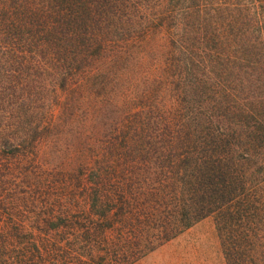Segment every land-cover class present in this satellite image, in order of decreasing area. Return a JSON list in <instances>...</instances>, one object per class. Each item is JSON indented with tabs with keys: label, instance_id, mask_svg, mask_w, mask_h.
<instances>
[{
	"label": "trees",
	"instance_id": "16d2710c",
	"mask_svg": "<svg viewBox=\"0 0 264 264\" xmlns=\"http://www.w3.org/2000/svg\"><path fill=\"white\" fill-rule=\"evenodd\" d=\"M208 215L264 264V0H0V264H132Z\"/></svg>",
	"mask_w": 264,
	"mask_h": 264
},
{
	"label": "rangeland",
	"instance_id": "374dc122",
	"mask_svg": "<svg viewBox=\"0 0 264 264\" xmlns=\"http://www.w3.org/2000/svg\"><path fill=\"white\" fill-rule=\"evenodd\" d=\"M46 151L50 162L47 164H75L58 163L63 155L61 156L62 151L57 145H49ZM132 264H226V260L221 251L213 217L208 215L144 253Z\"/></svg>",
	"mask_w": 264,
	"mask_h": 264
}]
</instances>
